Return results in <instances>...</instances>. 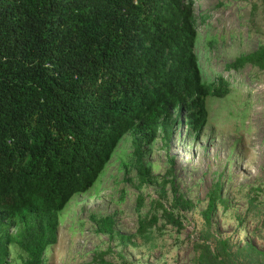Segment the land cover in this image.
I'll return each mask as SVG.
<instances>
[{
  "label": "trees",
  "instance_id": "trees-1",
  "mask_svg": "<svg viewBox=\"0 0 264 264\" xmlns=\"http://www.w3.org/2000/svg\"><path fill=\"white\" fill-rule=\"evenodd\" d=\"M197 40L192 0H0V264L13 246L22 264L44 263L60 213L94 187L128 134L146 184L144 147L160 134L170 142L179 113L205 129L206 100L229 90L222 78L219 87L204 81ZM246 65L264 71V46L229 69ZM173 190L174 208L190 210ZM220 190L204 213L208 228ZM205 241L195 264H244L243 252L252 264L264 259L250 244L236 251L219 240L211 250Z\"/></svg>",
  "mask_w": 264,
  "mask_h": 264
},
{
  "label": "rangeland",
  "instance_id": "rangeland-1",
  "mask_svg": "<svg viewBox=\"0 0 264 264\" xmlns=\"http://www.w3.org/2000/svg\"><path fill=\"white\" fill-rule=\"evenodd\" d=\"M192 2L204 81L219 87L224 79L229 94L206 100L208 119L201 133L191 126L186 109L170 142L160 134L144 147L146 184L139 175L137 136L128 134L94 187L60 213L57 242L43 264H195L206 239L211 250L217 241L231 240L236 251L250 244L264 252V71L251 65L229 69L264 46V0ZM217 187L208 228L204 213ZM173 188L192 203L190 210L174 208ZM160 204L181 218V229L168 222ZM153 218L157 224L140 232ZM22 257L11 247L10 264H22ZM239 258L244 264L255 260L247 252Z\"/></svg>",
  "mask_w": 264,
  "mask_h": 264
}]
</instances>
